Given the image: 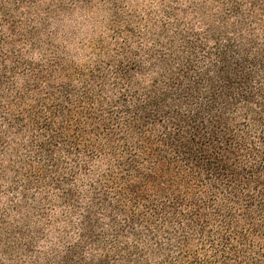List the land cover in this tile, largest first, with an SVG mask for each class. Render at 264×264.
Segmentation results:
<instances>
[{"label":"trees","instance_id":"obj_1","mask_svg":"<svg viewBox=\"0 0 264 264\" xmlns=\"http://www.w3.org/2000/svg\"><path fill=\"white\" fill-rule=\"evenodd\" d=\"M0 264H264V0H0Z\"/></svg>","mask_w":264,"mask_h":264}]
</instances>
